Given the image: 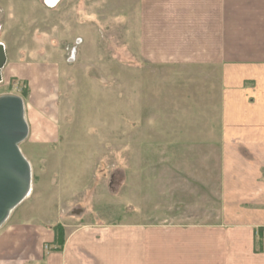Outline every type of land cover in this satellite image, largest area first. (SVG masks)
I'll use <instances>...</instances> for the list:
<instances>
[{
    "label": "rangeland",
    "instance_id": "1",
    "mask_svg": "<svg viewBox=\"0 0 264 264\" xmlns=\"http://www.w3.org/2000/svg\"><path fill=\"white\" fill-rule=\"evenodd\" d=\"M0 96L24 101L29 197L7 222L215 224L217 68L158 64L140 0H0ZM54 233V231H53Z\"/></svg>",
    "mask_w": 264,
    "mask_h": 264
},
{
    "label": "crops",
    "instance_id": "2",
    "mask_svg": "<svg viewBox=\"0 0 264 264\" xmlns=\"http://www.w3.org/2000/svg\"><path fill=\"white\" fill-rule=\"evenodd\" d=\"M140 48L218 69V129L203 132L217 136L218 200L234 222L85 224L58 250L51 229L18 219L0 227V264H264V0H140Z\"/></svg>",
    "mask_w": 264,
    "mask_h": 264
},
{
    "label": "water",
    "instance_id": "3",
    "mask_svg": "<svg viewBox=\"0 0 264 264\" xmlns=\"http://www.w3.org/2000/svg\"><path fill=\"white\" fill-rule=\"evenodd\" d=\"M6 63V52L0 45V81ZM24 112L21 97L0 96V227L30 193L31 168L20 150L29 134Z\"/></svg>",
    "mask_w": 264,
    "mask_h": 264
},
{
    "label": "trees",
    "instance_id": "4",
    "mask_svg": "<svg viewBox=\"0 0 264 264\" xmlns=\"http://www.w3.org/2000/svg\"><path fill=\"white\" fill-rule=\"evenodd\" d=\"M52 230L54 231L55 234L54 243L56 244V249L60 250L66 241L64 227L58 224L56 226H53ZM260 249H261V234L259 235V238L256 242V251L258 252L260 251Z\"/></svg>",
    "mask_w": 264,
    "mask_h": 264
},
{
    "label": "bare ground",
    "instance_id": "5",
    "mask_svg": "<svg viewBox=\"0 0 264 264\" xmlns=\"http://www.w3.org/2000/svg\"><path fill=\"white\" fill-rule=\"evenodd\" d=\"M30 194V193H29ZM29 197V195L26 197V198H28Z\"/></svg>",
    "mask_w": 264,
    "mask_h": 264
},
{
    "label": "built area",
    "instance_id": "6",
    "mask_svg": "<svg viewBox=\"0 0 264 264\" xmlns=\"http://www.w3.org/2000/svg\"><path fill=\"white\" fill-rule=\"evenodd\" d=\"M45 249H48V247H45Z\"/></svg>",
    "mask_w": 264,
    "mask_h": 264
}]
</instances>
